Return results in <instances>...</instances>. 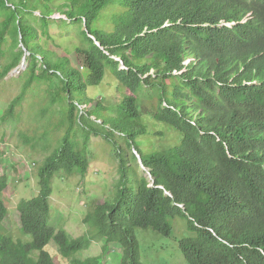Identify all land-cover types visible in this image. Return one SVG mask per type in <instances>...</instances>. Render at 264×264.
I'll return each instance as SVG.
<instances>
[{
  "label": "trees",
  "instance_id": "16d2710c",
  "mask_svg": "<svg viewBox=\"0 0 264 264\" xmlns=\"http://www.w3.org/2000/svg\"><path fill=\"white\" fill-rule=\"evenodd\" d=\"M53 1L0 0V79L27 63L1 120L18 118L35 84L54 85L19 134L42 155L38 191L16 205L21 235L0 232V264H105L111 244L118 264H142L134 230L169 238L175 218L187 264H264V0ZM55 14L80 28L82 68L41 42ZM106 81L121 99L88 108ZM92 136L111 146L118 180L72 237L51 226L49 198L55 176L87 173ZM7 185L0 171V228ZM94 243L101 254L80 258Z\"/></svg>",
  "mask_w": 264,
  "mask_h": 264
},
{
  "label": "rangeland",
  "instance_id": "374dc122",
  "mask_svg": "<svg viewBox=\"0 0 264 264\" xmlns=\"http://www.w3.org/2000/svg\"><path fill=\"white\" fill-rule=\"evenodd\" d=\"M59 2L61 0L53 1L54 4ZM35 16L37 14L30 17L34 25L38 24ZM54 18L56 22L49 28L50 38L40 36L41 42L58 54L68 55L82 68V58L75 54V48L79 45L80 28L69 23L62 24V17L59 14H55ZM2 62L1 59L0 63ZM26 67L24 59L20 65L0 79V171L5 173L8 183L2 195L8 214L0 232L13 238L21 235L16 205L21 198L37 194L35 163L42 159V155H33L30 149L23 145L22 136L19 134L26 128L33 129L35 125L29 117L33 116L32 107L36 108V97L40 96L44 89L54 88V85L35 84L29 92L31 94L28 99L17 111L18 118L14 121H2L1 115L9 102L21 91L24 81L22 74ZM87 95L95 100L88 108H93L97 101L118 102L121 99V94L113 84H108V81L103 86L88 89ZM143 145L145 148L150 147L149 143ZM88 157L90 164L84 176L75 173L69 177L64 175L54 177L53 192L49 198L51 226L65 229L72 237H78L86 231L87 226L82 223V219L92 202L102 204L113 199L114 186L118 180L117 161L114 159L111 146L103 138L94 136L90 138ZM169 224L173 230L171 237L187 235L183 219H170ZM134 236L139 246L142 264H187L174 238L163 237L151 229L139 228L134 230ZM47 249L54 256L57 255L53 241L49 243ZM100 254L101 243H94L88 250L81 252L79 257L87 258ZM120 254L121 249L111 244L105 256V264H118Z\"/></svg>",
  "mask_w": 264,
  "mask_h": 264
},
{
  "label": "water",
  "instance_id": "95a60500",
  "mask_svg": "<svg viewBox=\"0 0 264 264\" xmlns=\"http://www.w3.org/2000/svg\"><path fill=\"white\" fill-rule=\"evenodd\" d=\"M23 60H24V58H23ZM23 60H22V61H23ZM138 158H139V162H140V164H141L140 157L138 156Z\"/></svg>",
  "mask_w": 264,
  "mask_h": 264
}]
</instances>
